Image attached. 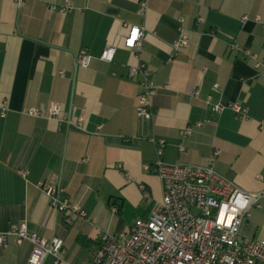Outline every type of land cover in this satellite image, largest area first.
I'll use <instances>...</instances> for the list:
<instances>
[{"label": "crops", "instance_id": "0c3cea01", "mask_svg": "<svg viewBox=\"0 0 264 264\" xmlns=\"http://www.w3.org/2000/svg\"><path fill=\"white\" fill-rule=\"evenodd\" d=\"M66 2L72 11L50 12ZM138 7L139 0H0V231L24 224L60 238V264H88L103 234L147 217L162 192L144 165L157 159L201 166L217 152V174L244 192L264 191V76L232 49L264 61V0H148L142 16ZM129 27L142 30L139 61L159 89L151 121L136 116L140 78L128 71L138 60L123 47ZM182 34L187 45L174 52ZM108 46L110 63L99 60ZM81 49L91 56L87 68L75 64ZM195 91L200 98L190 97ZM208 96L212 105L238 104L246 119L229 109L211 114ZM51 103L60 106L57 118L47 115ZM31 108L38 117L22 113ZM195 123L202 126L182 139ZM39 184L63 188L86 217L65 227ZM259 205L240 228L242 240L264 241V199ZM30 251L9 239L0 264H27Z\"/></svg>", "mask_w": 264, "mask_h": 264}, {"label": "built area", "instance_id": "2783aa9c", "mask_svg": "<svg viewBox=\"0 0 264 264\" xmlns=\"http://www.w3.org/2000/svg\"><path fill=\"white\" fill-rule=\"evenodd\" d=\"M21 3L24 0H15ZM148 0H139L137 14L142 16L147 9ZM74 8L66 2L63 6L52 5L50 12L61 15ZM243 21L247 17L242 18ZM200 21V20H199ZM187 36L182 34L173 42L172 49L187 45ZM142 46V30L129 27L123 40V47L131 52L138 63L129 67L128 77H139L141 93L136 106V116L143 121H151L154 116L152 99L159 89L154 86L151 74L146 66L139 61ZM232 49L241 53L253 62L254 69L264 76V61L249 50L237 45ZM115 48L106 47L99 60L110 63ZM91 56L85 49L75 55V64L79 68H87ZM213 91L218 86L212 87ZM200 98L198 91L190 95ZM211 114L218 115L229 109L240 119H246V110L238 104L212 105L210 97L205 100ZM29 117H38L35 109L23 110ZM60 106L51 103L48 106L49 118H57ZM4 115L2 114V117ZM82 120L73 124L80 128ZM207 122V121H206ZM202 123H195L180 132L182 139L187 138ZM260 131H264V119L258 122ZM164 143L156 142L158 155ZM179 150L184 151L182 145ZM218 155L214 152L211 159L201 166L186 164L169 165L157 159L152 166L144 165V170L151 171L161 183V199L154 202L146 218L136 219L127 229L115 234H103L99 238V247L88 264H264V241H247L240 238V228L249 217L252 208H259L264 199V191L247 193L240 190L231 181L217 174L213 163ZM24 178L26 172L18 171ZM40 190L48 198L51 212L64 214V223L71 224L72 216L85 218L86 214L77 203H71L61 187L39 184ZM247 200L244 208H239L237 200ZM225 206H227L225 208ZM235 209V211H233ZM232 219L229 221L228 217ZM11 239L16 246L28 243L31 251L27 264H43L47 257L54 264L62 262L63 242L60 238L47 240L28 231L24 224H11L7 230L0 231V247L5 248Z\"/></svg>", "mask_w": 264, "mask_h": 264}, {"label": "clouds", "instance_id": "9594fccd", "mask_svg": "<svg viewBox=\"0 0 264 264\" xmlns=\"http://www.w3.org/2000/svg\"><path fill=\"white\" fill-rule=\"evenodd\" d=\"M238 205H239V208H244L246 205H247V200L246 199H244L243 197H240L238 200H237V202H236ZM227 206H225V208H226ZM233 211H235V209H233ZM228 219H229V221L232 219V217L231 216H229L228 217Z\"/></svg>", "mask_w": 264, "mask_h": 264}, {"label": "trees", "instance_id": "16d2710c", "mask_svg": "<svg viewBox=\"0 0 264 264\" xmlns=\"http://www.w3.org/2000/svg\"><path fill=\"white\" fill-rule=\"evenodd\" d=\"M69 225H70V224H69ZM69 225H67V224L64 223V226H65V227H68ZM98 247H99V240H98V246H97V249H98ZM96 251H97V250H96ZM95 253H96V252H95Z\"/></svg>", "mask_w": 264, "mask_h": 264}]
</instances>
